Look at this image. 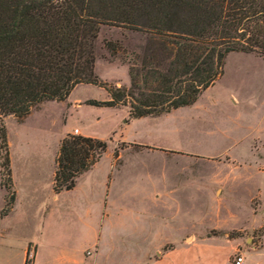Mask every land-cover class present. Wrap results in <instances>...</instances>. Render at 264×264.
I'll list each match as a JSON object with an SVG mask.
<instances>
[{
    "label": "rangeland",
    "instance_id": "1",
    "mask_svg": "<svg viewBox=\"0 0 264 264\" xmlns=\"http://www.w3.org/2000/svg\"><path fill=\"white\" fill-rule=\"evenodd\" d=\"M146 43L102 25L96 75L128 86L125 56ZM108 98L81 83L65 100L4 118L16 201L0 217V264H20L29 241L38 244L34 264H61V254L69 264H234L240 254L264 264V56L230 52L198 100L160 116L88 104ZM75 127L107 149L73 189L55 193L60 140ZM4 201L0 185V210Z\"/></svg>",
    "mask_w": 264,
    "mask_h": 264
},
{
    "label": "trees",
    "instance_id": "2",
    "mask_svg": "<svg viewBox=\"0 0 264 264\" xmlns=\"http://www.w3.org/2000/svg\"><path fill=\"white\" fill-rule=\"evenodd\" d=\"M102 25L146 38L141 55L125 56L128 86L96 75L94 44ZM232 51L264 56V0H0V217L16 199L5 117L21 119L41 102L65 100L81 83L108 93L88 104L128 106L130 118L160 116L198 100L223 75ZM107 145L66 133L55 158L54 192L73 189Z\"/></svg>",
    "mask_w": 264,
    "mask_h": 264
},
{
    "label": "crops",
    "instance_id": "3",
    "mask_svg": "<svg viewBox=\"0 0 264 264\" xmlns=\"http://www.w3.org/2000/svg\"><path fill=\"white\" fill-rule=\"evenodd\" d=\"M76 133V134H81V135H87V134H85L82 130H81V128H77V127H75L73 130H71V131H67V132H65V133ZM56 158V157H55ZM87 172V171H86ZM85 172V173H86ZM54 174V173H53ZM84 174V173H83ZM82 174V175H83ZM221 189V187H219V188H217L216 189V192H218V190H220ZM60 193V192H59ZM15 201H16V199H15ZM14 204H15V202H14ZM11 212V211H10ZM7 216V215H6ZM6 216H4V217H6ZM7 234H6V232L5 231H3L2 233H0V237H5ZM188 236H190V235H188ZM61 245H63V243L61 244ZM31 247V250H32V252H33V257H32V260H31V263L30 264H34L35 263V257H36V252H37V249H38V244H35V243H33V242H31V241H29V242H26L25 244H24V246H23V256H22V259H21V261H20V264H25V259H26V256H27V253H28V251H29V248ZM58 262H60L61 264H69V263H71L72 262V260L68 257V255H65V254H61V255H59V257H58Z\"/></svg>",
    "mask_w": 264,
    "mask_h": 264
},
{
    "label": "built area",
    "instance_id": "4",
    "mask_svg": "<svg viewBox=\"0 0 264 264\" xmlns=\"http://www.w3.org/2000/svg\"><path fill=\"white\" fill-rule=\"evenodd\" d=\"M243 261H244V256L240 254L235 258L234 264H243Z\"/></svg>",
    "mask_w": 264,
    "mask_h": 264
}]
</instances>
